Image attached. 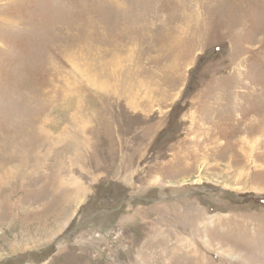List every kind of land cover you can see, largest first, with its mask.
Here are the masks:
<instances>
[{"label": "rangeland", "instance_id": "374dc122", "mask_svg": "<svg viewBox=\"0 0 264 264\" xmlns=\"http://www.w3.org/2000/svg\"><path fill=\"white\" fill-rule=\"evenodd\" d=\"M0 264H264V0H0Z\"/></svg>", "mask_w": 264, "mask_h": 264}, {"label": "trees", "instance_id": "16d2710c", "mask_svg": "<svg viewBox=\"0 0 264 264\" xmlns=\"http://www.w3.org/2000/svg\"><path fill=\"white\" fill-rule=\"evenodd\" d=\"M176 108H177V107H176ZM176 108H175V109H176ZM175 109L173 110V112L176 111ZM158 139H162L164 142H166V140L168 139L167 131L161 133V134L158 136ZM169 143H170V142H169Z\"/></svg>", "mask_w": 264, "mask_h": 264}]
</instances>
